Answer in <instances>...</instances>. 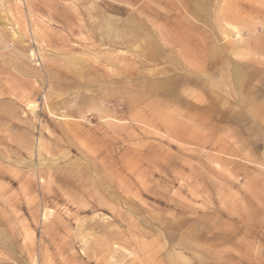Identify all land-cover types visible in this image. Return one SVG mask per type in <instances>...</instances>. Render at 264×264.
I'll use <instances>...</instances> for the list:
<instances>
[{
    "label": "rangeland",
    "instance_id": "1",
    "mask_svg": "<svg viewBox=\"0 0 264 264\" xmlns=\"http://www.w3.org/2000/svg\"><path fill=\"white\" fill-rule=\"evenodd\" d=\"M0 264H264V0H0Z\"/></svg>",
    "mask_w": 264,
    "mask_h": 264
},
{
    "label": "crops",
    "instance_id": "2",
    "mask_svg": "<svg viewBox=\"0 0 264 264\" xmlns=\"http://www.w3.org/2000/svg\"><path fill=\"white\" fill-rule=\"evenodd\" d=\"M234 70V76H233V80H235V82L239 85L242 81H244L243 79L245 78V75H241V70H240V66L238 65V66H236L235 67V69H233ZM244 97H246L245 99L247 100V102H246V104L248 105V106H252V105H254V102L252 101V99H250L249 97H247V96H244ZM238 117H240V118H243V113H239L238 114Z\"/></svg>",
    "mask_w": 264,
    "mask_h": 264
},
{
    "label": "bare ground",
    "instance_id": "3",
    "mask_svg": "<svg viewBox=\"0 0 264 264\" xmlns=\"http://www.w3.org/2000/svg\"><path fill=\"white\" fill-rule=\"evenodd\" d=\"M232 27H233V26H232ZM237 33H238V32H237ZM228 36H229V35H228ZM237 38H238V37H237ZM101 181H102V180H101ZM101 183H102V182H101ZM102 186H103V185H102ZM104 186H105V185H104ZM168 225H169V224H168ZM171 226H172V225H171ZM165 237H166V236H165ZM107 246H108V245H107ZM178 246H179V245H178ZM178 246L176 245V247H178ZM183 247H184V246H183ZM172 248H173V247H172ZM178 248H179V247H178ZM107 249L109 250V248H107ZM178 250H179V249H178ZM110 251H111V250H110ZM167 253H168V252H167ZM170 253H171V252H170ZM170 253H169V254H170ZM174 255H175V253H174ZM188 256H189V255H188ZM169 257H170V256H169ZM169 257H168V258H169ZM174 257H175V256H174ZM166 260H167V259H166ZM175 262H176V261H175ZM175 262H174V263H175ZM181 262H182V261H181Z\"/></svg>",
    "mask_w": 264,
    "mask_h": 264
}]
</instances>
